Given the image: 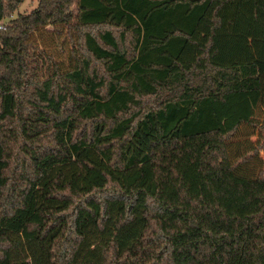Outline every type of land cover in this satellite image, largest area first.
<instances>
[{"label": "trees", "instance_id": "16d2710c", "mask_svg": "<svg viewBox=\"0 0 264 264\" xmlns=\"http://www.w3.org/2000/svg\"><path fill=\"white\" fill-rule=\"evenodd\" d=\"M260 108L264 0H39L0 30V264H264Z\"/></svg>", "mask_w": 264, "mask_h": 264}, {"label": "rangeland", "instance_id": "374dc122", "mask_svg": "<svg viewBox=\"0 0 264 264\" xmlns=\"http://www.w3.org/2000/svg\"><path fill=\"white\" fill-rule=\"evenodd\" d=\"M39 0H23L18 11L14 14L13 19H15L19 14L30 13L33 9L38 6ZM12 18L4 20V24H9ZM54 28H48V31L53 32ZM40 36L37 35V40ZM58 42L65 41V34L57 36ZM53 38L47 39V41L52 42ZM63 41V42H64ZM49 42V43H50ZM62 42V43H63ZM66 58H64L65 60ZM264 143V108L257 110L256 115L250 124H244L237 137L230 144L231 156L236 162H241V158H250L248 165H243L241 169L245 171L248 175H254L260 171H264V151H260V146ZM244 156V157H243Z\"/></svg>", "mask_w": 264, "mask_h": 264}, {"label": "built area", "instance_id": "2783aa9c", "mask_svg": "<svg viewBox=\"0 0 264 264\" xmlns=\"http://www.w3.org/2000/svg\"><path fill=\"white\" fill-rule=\"evenodd\" d=\"M4 29V23H0V30Z\"/></svg>", "mask_w": 264, "mask_h": 264}]
</instances>
